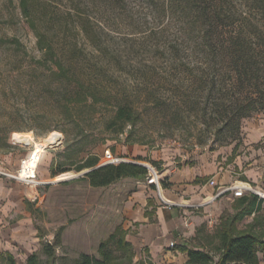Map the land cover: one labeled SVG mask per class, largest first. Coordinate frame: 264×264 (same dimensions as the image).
<instances>
[{"label":"rangeland","instance_id":"1","mask_svg":"<svg viewBox=\"0 0 264 264\" xmlns=\"http://www.w3.org/2000/svg\"><path fill=\"white\" fill-rule=\"evenodd\" d=\"M28 2L29 17L20 0H0V40L20 44V49L0 44V138L7 136L9 143L0 147V172L14 173L30 152L25 146H37L52 132L62 135V144L43 153L38 182H18L23 185L19 196H23L24 216L31 220L34 240H29L31 245L21 242L7 249L0 245V264H9L10 256L16 264H26L30 252L46 264H77L82 254L99 258L100 243L113 233L121 236L117 228L126 232L124 238L133 247L132 264L144 256L131 242L135 229L125 227L127 213L136 212L142 199L148 201L147 209L155 205V199L163 202L162 194L146 177L123 178L106 187H92L83 176L56 181L62 173L86 170L74 169L79 148L85 152L78 160L97 154L102 165L109 153L117 159L115 164L125 161L154 167L162 180L161 191L171 186L167 170L179 174L184 165H194L198 156L207 159L206 167L220 163L228 182L260 191L242 172L254 158L264 155L258 151L264 149V110L240 121V142L230 159L238 139H231L223 109L236 98L237 87L232 74L221 70L220 58L209 53L188 0ZM243 3L236 0L235 10L244 14L250 6ZM39 37L51 44L53 58L80 78L84 89L58 75L55 61L39 49ZM79 90L92 94L85 103L76 101ZM119 106L133 112L131 120L124 123L116 117ZM256 134L261 140L252 145L253 151L246 143ZM54 170L58 174L51 177ZM30 185L33 193L27 197L25 187ZM187 199H172L176 216L191 223V216L210 214L204 212L206 205L191 207L202 201ZM232 205L233 199L225 198L223 213L232 214ZM246 220L238 227L243 228ZM219 221L210 214L196 225L189 243L211 248ZM45 246L52 247L51 254L45 253ZM110 247L115 256L123 254L115 244Z\"/></svg>","mask_w":264,"mask_h":264},{"label":"trees","instance_id":"2","mask_svg":"<svg viewBox=\"0 0 264 264\" xmlns=\"http://www.w3.org/2000/svg\"><path fill=\"white\" fill-rule=\"evenodd\" d=\"M236 0H188L195 8L202 30L205 33L207 48L211 56L220 58L221 70L232 74L233 85L237 87V95L229 108L223 109V119L225 127L230 132L232 140H237L234 151L240 142V121L249 117L257 111L264 110V0H243V4L249 7L244 14L235 10ZM23 13L29 17L28 0H20ZM12 44L16 49H20V44L16 40L3 41L0 44ZM38 46L45 55L50 56L55 62L58 75L66 80L76 83L79 89H84L82 80L75 75L69 74V69L64 66L60 59H55L54 48L49 42H42L38 38ZM74 96L77 103H85L88 92L82 90L76 92ZM72 98V97H71ZM67 110L68 107L64 106ZM133 112L124 106H119L116 117L123 119L124 123L131 120ZM16 141V134L14 136ZM7 136L0 138V147H7ZM85 152L84 148H79L73 162L75 171L91 169L82 178L87 179L92 187H106L123 178L143 179L148 175L146 166L121 161L119 163H106L98 165L99 156L88 154L87 157L78 160L79 154ZM154 163V162H153ZM54 170L51 177L57 176ZM196 179L195 182H200ZM264 200L253 192H247L233 201L232 214H222L216 226L215 232L210 239L211 248L206 249L203 244L192 245L190 243L179 246V250L186 252L188 260L185 264H259V254L264 258ZM252 216V220L245 223L243 228H239V222ZM121 236L111 234L99 245L100 257L96 258L87 254H82L77 264H116L117 258L122 259L121 264H132L133 247L125 240V231L116 229ZM116 245L117 249L123 251L119 257L115 256L110 244ZM46 254H51L52 247L45 246ZM9 264H16L10 256ZM26 264H46L42 263L36 253H32L26 259ZM133 264H153L148 256H141Z\"/></svg>","mask_w":264,"mask_h":264},{"label":"crops","instance_id":"3","mask_svg":"<svg viewBox=\"0 0 264 264\" xmlns=\"http://www.w3.org/2000/svg\"><path fill=\"white\" fill-rule=\"evenodd\" d=\"M260 140V135L251 136L246 143L248 149L256 151L252 145ZM258 151L264 154V149ZM206 161L204 156H198L195 158L194 165H184L179 174H172L174 172L167 170L168 174L165 173V177L171 186L162 191L160 188V193L163 200L170 203L174 197L182 196H187L186 201L190 203L202 201L199 203L206 205L204 212L215 215L218 220L224 210V199L232 198L234 201L235 197L230 192L215 199L213 197L218 187L228 186L232 184V181L228 182L226 174L222 173L223 168L219 167L220 163L216 165L214 162L206 167L204 165ZM253 162H257L260 166L264 165V155L261 158H254ZM254 163H251L248 169H244L242 174L249 184L264 192V167L256 168ZM197 178L201 181L195 182ZM209 180H214L216 185H211ZM18 182L0 174V245L4 248L21 242L31 245L29 240H34L33 228L29 226L31 220L24 216L23 196H19L23 193V185ZM235 182L242 183L241 181ZM151 186L154 185L151 184ZM29 187H25L27 197L33 193L34 186L30 185ZM261 199L264 200V198ZM147 204L148 201L142 199L141 206L136 212L127 213L128 220L125 227L135 229L131 242L139 254L141 255L143 252L144 257L148 256L153 264H185L188 260L187 253L180 251L178 247L189 243L196 225L202 223L204 219H208L210 214L203 217L191 216V223L188 225L187 229L189 230L187 231L183 226L185 218L176 216V209L172 210L171 206L167 207L164 202H158L156 199L154 206L147 209ZM246 219L245 223H248L252 220V216ZM172 241L175 243L174 247H170ZM31 254L32 252L28 253L27 258ZM259 259V264H264L262 254H259Z\"/></svg>","mask_w":264,"mask_h":264},{"label":"built area","instance_id":"4","mask_svg":"<svg viewBox=\"0 0 264 264\" xmlns=\"http://www.w3.org/2000/svg\"><path fill=\"white\" fill-rule=\"evenodd\" d=\"M61 144H62V140L60 144L55 147H58ZM25 147H28L30 149V152L28 153L27 156L20 159L19 168L14 173L0 172V174L5 175L13 180L25 183V184H35V182H38V180L36 179V172H37L39 163L41 161V158L43 156V153L45 152V150H48L51 148H45L43 151L39 152L37 151L34 143L31 145H26ZM105 157L108 159L106 161L107 163H115L117 161V159L112 158L109 153H107ZM145 166L148 169V175L146 176V178L148 179V183L153 184L158 189V191H160L161 181H160V178L156 177V175H159L158 172L155 170L154 167L148 164ZM209 183L211 185H216L214 180H210ZM228 192H230L232 196L235 198L241 197L247 192H253L256 195H258L259 198H264L263 193H261L260 191L250 186L230 184L228 186L218 187V190L216 194L214 195L213 199H215L216 197L222 194L228 193ZM161 199L167 207L174 205L173 203L163 200L162 197ZM175 205H181V204L176 203ZM200 205H204V204L203 203L196 204V205L193 204L191 205V207H198ZM189 224L190 222L186 219L184 221V225L188 227ZM174 246H175V243L173 241L170 242V247H174Z\"/></svg>","mask_w":264,"mask_h":264},{"label":"bare ground","instance_id":"5","mask_svg":"<svg viewBox=\"0 0 264 264\" xmlns=\"http://www.w3.org/2000/svg\"><path fill=\"white\" fill-rule=\"evenodd\" d=\"M62 140V136L58 132H52L47 135L41 142H39L36 146L37 151H43L45 148H54L55 146L59 145ZM74 174L70 172L62 173L56 177V181L69 179ZM158 178V175H156Z\"/></svg>","mask_w":264,"mask_h":264},{"label":"water","instance_id":"6","mask_svg":"<svg viewBox=\"0 0 264 264\" xmlns=\"http://www.w3.org/2000/svg\"><path fill=\"white\" fill-rule=\"evenodd\" d=\"M136 163H138V162H136ZM138 164H141V163H138ZM141 165H143V164H141ZM92 169V168H91ZM91 169H86V170H84V171H82V172H80V173H78V174H74L71 178H74V177H78V176H84L87 172H89ZM61 181V180H60Z\"/></svg>","mask_w":264,"mask_h":264}]
</instances>
